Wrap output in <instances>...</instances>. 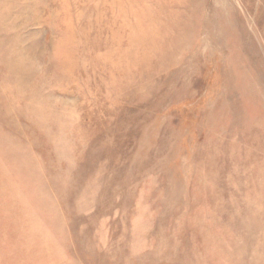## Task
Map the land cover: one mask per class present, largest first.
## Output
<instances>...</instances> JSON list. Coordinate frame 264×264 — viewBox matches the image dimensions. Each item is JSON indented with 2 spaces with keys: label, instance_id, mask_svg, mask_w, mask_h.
I'll return each instance as SVG.
<instances>
[{
  "label": "rangeland",
  "instance_id": "obj_1",
  "mask_svg": "<svg viewBox=\"0 0 264 264\" xmlns=\"http://www.w3.org/2000/svg\"><path fill=\"white\" fill-rule=\"evenodd\" d=\"M0 264H264V0H0Z\"/></svg>",
  "mask_w": 264,
  "mask_h": 264
}]
</instances>
